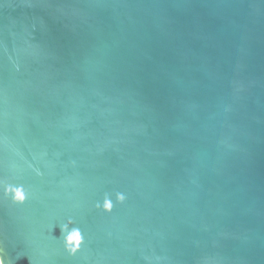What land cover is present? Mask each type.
Listing matches in <instances>:
<instances>
[{"label":"water","instance_id":"water-1","mask_svg":"<svg viewBox=\"0 0 264 264\" xmlns=\"http://www.w3.org/2000/svg\"><path fill=\"white\" fill-rule=\"evenodd\" d=\"M0 264H264V0H0Z\"/></svg>","mask_w":264,"mask_h":264},{"label":"clouds","instance_id":"clouds-1","mask_svg":"<svg viewBox=\"0 0 264 264\" xmlns=\"http://www.w3.org/2000/svg\"><path fill=\"white\" fill-rule=\"evenodd\" d=\"M63 233H64V229H61V234H63ZM67 240H68L69 243L75 241L77 243V245H78L79 241H80V235H79L78 231L77 232H73L71 235H69L67 237ZM72 250L75 251V249H72Z\"/></svg>","mask_w":264,"mask_h":264}]
</instances>
